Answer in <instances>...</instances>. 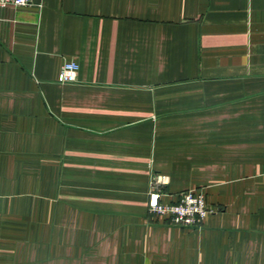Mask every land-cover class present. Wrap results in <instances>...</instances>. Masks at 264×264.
<instances>
[{
  "label": "crops",
  "instance_id": "0c3cea01",
  "mask_svg": "<svg viewBox=\"0 0 264 264\" xmlns=\"http://www.w3.org/2000/svg\"><path fill=\"white\" fill-rule=\"evenodd\" d=\"M0 264H264V0L0 7Z\"/></svg>",
  "mask_w": 264,
  "mask_h": 264
},
{
  "label": "built area",
  "instance_id": "2783aa9c",
  "mask_svg": "<svg viewBox=\"0 0 264 264\" xmlns=\"http://www.w3.org/2000/svg\"><path fill=\"white\" fill-rule=\"evenodd\" d=\"M32 0H26L25 4H17L16 0H3L0 7H26ZM79 67L75 63H67L63 66L59 82H75L78 77ZM169 179L160 174H154L150 184L149 212L155 216L168 217L170 221L181 227H200L206 216L211 212L202 193L194 190L180 194V199L174 204H166L161 201L163 188L168 185ZM185 198H189V203ZM155 199V203H153Z\"/></svg>",
  "mask_w": 264,
  "mask_h": 264
},
{
  "label": "clouds",
  "instance_id": "9594fccd",
  "mask_svg": "<svg viewBox=\"0 0 264 264\" xmlns=\"http://www.w3.org/2000/svg\"><path fill=\"white\" fill-rule=\"evenodd\" d=\"M3 3V0H0V4H2ZM16 3L17 4H25L26 3V0H16ZM186 199V202H188L189 203V198H185Z\"/></svg>",
  "mask_w": 264,
  "mask_h": 264
},
{
  "label": "snow or ice",
  "instance_id": "6c2138e0",
  "mask_svg": "<svg viewBox=\"0 0 264 264\" xmlns=\"http://www.w3.org/2000/svg\"><path fill=\"white\" fill-rule=\"evenodd\" d=\"M153 203H155V199H153Z\"/></svg>",
  "mask_w": 264,
  "mask_h": 264
}]
</instances>
